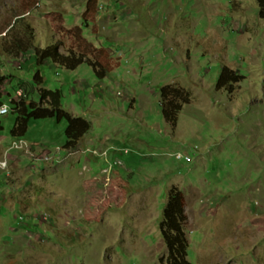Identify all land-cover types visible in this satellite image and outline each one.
<instances>
[{
	"label": "rangeland",
	"instance_id": "rangeland-1",
	"mask_svg": "<svg viewBox=\"0 0 264 264\" xmlns=\"http://www.w3.org/2000/svg\"><path fill=\"white\" fill-rule=\"evenodd\" d=\"M89 3L0 0V264H264L259 0ZM77 28L108 77L38 61ZM42 88L89 121L76 146L57 117L12 134Z\"/></svg>",
	"mask_w": 264,
	"mask_h": 264
},
{
	"label": "trees",
	"instance_id": "trees-1",
	"mask_svg": "<svg viewBox=\"0 0 264 264\" xmlns=\"http://www.w3.org/2000/svg\"><path fill=\"white\" fill-rule=\"evenodd\" d=\"M94 0H90V3L88 4L89 10L87 11L90 13L92 11V4ZM261 3V10L264 13V0H259ZM78 32V43L80 45L81 42H84L86 47L84 49L82 46H78L79 53L76 52L72 55H65L62 54L59 51V48L57 45H51L45 49H39L36 52V56L38 58L39 62H43L47 59L52 60L56 65H60L62 67H66L68 69H77L80 65H82L84 62H89L94 69L96 70V73L101 79H104L109 76V74L112 72V69L107 64V62H102L103 60H92L87 59L90 58V55H96L97 57H100L104 54V50L95 47L94 43L89 42L84 38L82 34V29L77 28ZM2 34V32H0ZM96 52H99L98 54ZM95 56V58H96ZM100 64V66H99ZM39 83L42 84L44 81V77L39 73L37 75ZM242 74H232L231 72H227L226 68H224V71L221 74L220 80H219V87L223 88L227 86L231 82H238L242 78ZM7 80H9L8 75H0V82L4 83ZM63 93L61 90H51L48 88H42L41 89V104L35 103L32 104L31 108L27 109L28 112L26 114H23L21 118H19V121L16 125V127L13 129L12 134L15 136L23 134L22 131H26L29 126V118L35 117V118H47V117H57L60 122L63 120L68 122L67 126V142L65 144V148H71L78 144V142L88 133L91 126L88 120H86L83 117L74 116V114L68 110H66L63 107ZM43 103H46V106H42ZM36 104H39L40 106H35ZM166 112V111H165ZM167 115V118H169V115ZM170 120V118H169ZM0 123L1 119H0ZM0 128L3 129V124H0Z\"/></svg>",
	"mask_w": 264,
	"mask_h": 264
},
{
	"label": "built area",
	"instance_id": "built-area-1",
	"mask_svg": "<svg viewBox=\"0 0 264 264\" xmlns=\"http://www.w3.org/2000/svg\"><path fill=\"white\" fill-rule=\"evenodd\" d=\"M7 113H9V108H8V106L5 104V105H2L1 107H0V115H5V114H7ZM23 143V141H21V144ZM21 147L23 146V145H20ZM179 157H181V158H183V156H179ZM189 159V158H188ZM45 216H48V214H45Z\"/></svg>",
	"mask_w": 264,
	"mask_h": 264
}]
</instances>
